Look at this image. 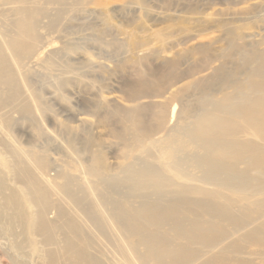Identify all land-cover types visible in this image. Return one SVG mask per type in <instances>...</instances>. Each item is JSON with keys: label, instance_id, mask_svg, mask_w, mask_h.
Wrapping results in <instances>:
<instances>
[{"label": "rangeland", "instance_id": "obj_1", "mask_svg": "<svg viewBox=\"0 0 264 264\" xmlns=\"http://www.w3.org/2000/svg\"><path fill=\"white\" fill-rule=\"evenodd\" d=\"M27 4L49 12L12 58L16 100L0 79V264H47L19 167L48 178L47 218L79 227L56 242L97 264H264V0ZM207 120L221 132L199 137Z\"/></svg>", "mask_w": 264, "mask_h": 264}, {"label": "bare ground", "instance_id": "obj_2", "mask_svg": "<svg viewBox=\"0 0 264 264\" xmlns=\"http://www.w3.org/2000/svg\"><path fill=\"white\" fill-rule=\"evenodd\" d=\"M30 1L32 0H0V8H2L3 13L2 15H11L14 17V19H12L13 21H11V23L13 22V31H8L9 33H7V31L6 33L1 31L2 37L0 36V79L8 85V96L9 100L11 101L16 100V65H13L14 61L12 60H16V55L23 58L26 54L28 55L36 50L37 46L41 42V37L38 32L39 24L41 22L39 17L49 12H46L47 10H45V8L41 7L39 4L28 5L27 3ZM35 1L40 3L42 0ZM16 3L18 4L17 6ZM7 52H9V54ZM13 106H16V103L13 104ZM220 126V123L214 121H201L196 126V132L199 137H202L204 134L215 136L221 132L219 129ZM221 129L223 130V128ZM225 130L226 129L224 128L223 131ZM12 150L15 151L14 149ZM14 154L16 156V151ZM39 162L40 165L46 164L45 159L43 158L39 160ZM13 177L17 182H21L26 186L30 192L28 200L39 207L37 222L34 223V221L28 219V224L23 225L29 229L36 228L44 235V245L48 248L46 249L45 253L40 254L41 258H44L47 264H97L95 256L83 249L77 250L76 245L71 238H66L63 246L56 242L57 238L55 236L56 234L54 233L56 229H63L65 226H67L73 233H78L79 227L76 223L72 222H66V225L56 224L47 218V212L51 204L49 194L51 195L52 192L48 185V178L44 177L43 174H35L28 167H19ZM6 188L7 183L5 176L0 175V191L3 192ZM59 190L64 195L68 196L70 200L75 203V206L80 208L83 205L82 199H79L78 194L74 191V189H72V184L70 182H67L65 185L61 186ZM54 193L55 192H53V194ZM57 195L58 194H56V196ZM6 200L8 205L11 206L15 211L19 210V198L17 191L11 192V194L6 197ZM17 218H21V221L24 220L21 215H19ZM104 223V229H108V227L106 228L107 225L104 226ZM161 253L163 257L160 261L161 264H164L165 261H163V258L167 257L170 253L168 250H165ZM67 256L68 258L66 259Z\"/></svg>", "mask_w": 264, "mask_h": 264}]
</instances>
